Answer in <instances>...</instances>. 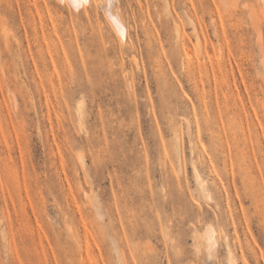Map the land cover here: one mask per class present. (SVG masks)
Returning a JSON list of instances; mask_svg holds the SVG:
<instances>
[{
    "label": "rangeland",
    "instance_id": "374dc122",
    "mask_svg": "<svg viewBox=\"0 0 264 264\" xmlns=\"http://www.w3.org/2000/svg\"><path fill=\"white\" fill-rule=\"evenodd\" d=\"M40 1L0 0V264H264V0Z\"/></svg>",
    "mask_w": 264,
    "mask_h": 264
},
{
    "label": "bare ground",
    "instance_id": "6f19581e",
    "mask_svg": "<svg viewBox=\"0 0 264 264\" xmlns=\"http://www.w3.org/2000/svg\"><path fill=\"white\" fill-rule=\"evenodd\" d=\"M43 0H41L40 2H42ZM64 1H65V5L66 4H68V1L69 0H63V2H62V0L61 1H59V2H62V3H64ZM72 2H76L77 4H78V1L79 0H71ZM85 1V0H84ZM88 3L87 4H89L90 6H96L97 5V0H86ZM44 2V1H43ZM37 3V2H36ZM35 3V4H36ZM39 3V2H38ZM110 3H111V1H110ZM138 3L140 4V6H142V7H144L145 6V4L143 3V1L142 0H138ZM69 4H72V3H70V1H69ZM86 5V6H88L87 4H86V2H84V3H82V5ZM73 5V4H72ZM81 5V4H80ZM110 5V4H109ZM112 5V4H111ZM35 6V5H34ZM85 6V7H86ZM67 7H69V6H67ZM74 7V6H73ZM73 7H71V8H73ZM76 7V6H75ZM75 7L73 8V9H75ZM81 7V6H80ZM83 7L82 6V8H84V10H85V12L87 13V17H89L90 18V15H89V11H88V7ZM77 8V10L76 11H78V7H76ZM72 9V10H73ZM80 9V8H79ZM112 9V8H111ZM57 12H58V8H57V10H56ZM70 11V10H69ZM115 11V10H114ZM118 12V11H117ZM31 13V12H30ZM110 13H112V11L110 12ZM58 14V13H57ZM60 14H61V12H60ZM119 14V13H118ZM58 16H60L59 14H58ZM123 16V15H122ZM57 18V17H56ZM175 23H176V31H177V33H178V36H179V38L181 39V47H182V51H183V56H184V63L187 65V68H191L193 65H195V67L196 68H198V67H200V66H203L205 69H206V72L207 71H209V69H208V67H207V64H208V60H207V56H205V55H203V56H200V54H201V51H200V41H199V38H197V36H196V45H195V43H193L192 42V40L191 39H187L186 38V33H185V31H184V28H183V26H182V23H181V21L178 19V18H176L175 19ZM58 24V23H57ZM109 24H110V28H111V32H112V34L114 33V35L116 36V38H117V40H118V44L120 45V47L121 48H123L126 44H127V41L128 42H130L129 40H126V36H127V34H129V33H127L126 35H125V33H126V29H128V28H126L125 26V24H124V22H123V20H122V18L119 16V15H117V13L116 14H114V16H112V18L109 20ZM56 26V25H55ZM58 26V25H57ZM35 27V26H34ZM40 27H42V26H40ZM128 27V26H127ZM53 28H55V27H53ZM52 28V29H53ZM42 29V28H41ZM51 29V30H52ZM56 29V28H55ZM44 31V30H43ZM42 31V32H43ZM53 33L55 32L54 31V29H53V31H52ZM127 32H129V30L127 31ZM49 35H51V34H49ZM47 36V35H46ZM53 36V35H52ZM100 36H101V40H102V42H103V44H104V41H105V39H104V35L102 34V31H101V29H100ZM44 38H45V36H43ZM99 37V36H98ZM115 38V39H116ZM46 41V40H45ZM100 41V40H99ZM116 41V40H115ZM117 42V41H116ZM115 42V43H116ZM46 43V42H45ZM47 44V43H46ZM49 45V44H48ZM119 45H117V46H119ZM43 47V46H42ZM102 47V46H101ZM102 49V48H101ZM102 51V50H101ZM220 51V50H219ZM217 52V53H215V54H213V56H214V60H215V65H217L218 67V69H220L221 70V68L223 67L224 69H227V66H226V64H225V60H224V55H223V53L222 52ZM103 52V51H102ZM104 54V53H103ZM64 55H66V54H64ZM65 57V56H64ZM50 58L52 59V57L50 56ZM50 59V60H51ZM68 59V58H67ZM204 59V60H203ZM210 59V58H209ZM65 60H66V57H65ZM137 63V62H136ZM67 64H68V60H67ZM54 65V64H53ZM52 66V65H51ZM55 67V66H54ZM222 68V69H223ZM54 68H52V70H53ZM55 72H57L56 70H54ZM52 76L53 75H55V73L54 74H51ZM59 76V75H58ZM54 77V76H53ZM52 77V78H53ZM50 78V77H49ZM51 78V79H52ZM59 78V77H58ZM60 79V78H59ZM53 81V80H52ZM53 83H54V81H53ZM63 89H65V88H63L62 87V90ZM67 89V88H66ZM201 89V94L202 95H200L201 96V101H202V103L201 104H203L204 106H205V104H206V100H205V96H204V94H205V91H204V87H202V88H200ZM61 90V89H60ZM59 90V91H60ZM67 91V90H66ZM60 92H62V91H60ZM63 92H64V90H63ZM62 95V94H61ZM198 96H199V93H198ZM61 97H63V96H61ZM84 102V101H83ZM83 103H81L80 105H82ZM83 106L84 105H82L81 107L83 108ZM84 110V109H83ZM83 110H81V109H79V111H81V114H80V112H79V114L80 115H82L81 117H84V114L82 113L83 112ZM80 117V118H81ZM82 120V119H81ZM87 120V119H86ZM82 122V121H81ZM89 122V121H88ZM82 161H83V163H84V158H82ZM194 174H196V179H197V181H198V183H199V188H200V190H201V197H204L205 199L207 198L208 200L209 199H212L213 198V195H212V193L210 192V189H209V186H207V184H206V182L203 180V177H202V174H201V172H200V169H199V167L198 166H194ZM78 210L80 211V207L78 208ZM80 213H81V211H80ZM82 218V220L81 221H84V219H83V216L81 217ZM227 225V224H226ZM86 229V228H85ZM223 230V229H222ZM224 232H225V230H223V235L225 236V239H226V242H227V248H228V254H229V256H228V264H238V259L236 258V252H235V250L236 249H234L233 248V246L231 245V243L227 240L228 239V234L227 233H225L224 234ZM218 235H219V232H218V229H217V227H216V225H214V224H209V225H207L206 227H204V229H203V231H201V230H199V233L197 234V236L198 237H200V238H202V242L205 244V246H206V248H207V251H208V254H209V256H212L215 252H214V250H215V248L217 247V245L219 244V238H218ZM235 237H237V234L235 233ZM237 239H238V237H237ZM78 241H79V239H78ZM82 241V243H80L81 245H80V248H81V250L83 251V254L85 255L84 256V258L85 259H88L89 258V254H90V246H89V243H88V241H87V239H85V240H81ZM239 241V240H238ZM214 252V253H213ZM241 260L243 261V262H245V255H244V253L242 252V254H241Z\"/></svg>",
    "mask_w": 264,
    "mask_h": 264
}]
</instances>
